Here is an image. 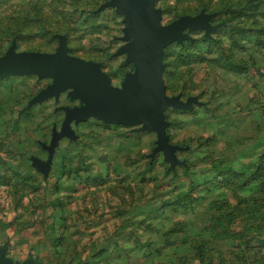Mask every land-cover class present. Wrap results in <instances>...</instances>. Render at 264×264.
Here are the masks:
<instances>
[{
  "label": "rangeland",
  "instance_id": "obj_1",
  "mask_svg": "<svg viewBox=\"0 0 264 264\" xmlns=\"http://www.w3.org/2000/svg\"><path fill=\"white\" fill-rule=\"evenodd\" d=\"M104 1L0 0V54L14 39L19 50L53 51L65 33L71 53L100 60L122 85L135 63L117 52L124 14ZM156 5L164 23L201 11L219 23L164 48L167 92L199 99L165 110L179 162L151 154L155 130L90 116L72 122L76 136L59 139L49 168L35 169L29 156L48 158L61 105L82 100L66 89L29 105L53 77H0V181L10 176L0 183V222L18 221L0 228L9 253L41 264H264V165L254 164L264 149V0ZM221 158L261 176L198 182L217 174Z\"/></svg>",
  "mask_w": 264,
  "mask_h": 264
},
{
  "label": "water",
  "instance_id": "obj_2",
  "mask_svg": "<svg viewBox=\"0 0 264 264\" xmlns=\"http://www.w3.org/2000/svg\"><path fill=\"white\" fill-rule=\"evenodd\" d=\"M108 5L115 6L118 13L124 14L122 38L125 42L117 52H126V60L135 63V68L127 71L122 85L113 83L100 60L71 53L65 33L58 34L59 43L53 51L19 50L14 39L7 50L0 54V77L31 73L53 77L51 83L29 100V105L51 95L58 96L66 89L73 98L82 100L81 104L61 105L65 115L61 127L54 128L50 143L44 144L48 149V158L38 159L37 164L41 168L47 169L51 165L61 137L76 136L72 122L90 116L106 122L140 124L136 127L139 130H155L158 137L151 154L162 150L172 166L179 162L176 150L181 146L170 141L167 127L171 121L166 118L165 110L169 106L192 108L199 99L197 95L183 98L179 93L167 92L164 48L174 40L182 41L189 37V30L205 28L209 33L219 23L212 22L213 12L205 11L182 14L164 23L162 9L156 5V0H105L100 8ZM3 254L1 250L0 264H13L5 261ZM24 264L41 263L29 260Z\"/></svg>",
  "mask_w": 264,
  "mask_h": 264
},
{
  "label": "trees",
  "instance_id": "obj_3",
  "mask_svg": "<svg viewBox=\"0 0 264 264\" xmlns=\"http://www.w3.org/2000/svg\"><path fill=\"white\" fill-rule=\"evenodd\" d=\"M188 41H190V40L189 39H186L181 44L185 45ZM238 66L239 65H237L236 63H234L233 65H231L230 68L231 69H235V70H239V69L243 70V67H241V65L239 67ZM237 67H238V69H237ZM258 162L259 163H254V164H257V167H259L261 164L264 165V149L260 153V158H259V161ZM217 163H218V169L216 171L217 174L216 175H212V177H210V176H205V177L202 176V177H200L199 176L198 182L209 181L210 178H214L215 179L217 177H219V178L221 177L223 179H226V180H229V181H233V180H235V178L240 177V176H245L246 179H250V178L255 177V176H257V177L261 176V173L256 174V169H254V167H247V166H245L243 164H241L239 166H235L232 163L226 162L222 158ZM168 169L170 171H172V172H175L176 167H171L170 165H168ZM86 176H87L88 179H93L94 182H96L98 180V177L97 176L95 177V175H86ZM206 187L208 188V185H206ZM189 239H191V238H189ZM189 239H183V238H181V241L188 242ZM198 246H200V245H198ZM105 250H107V249H105ZM104 251H102V252H104ZM198 252L199 253L197 254V256H199L200 258H202L201 257V255H203L202 249L199 248ZM97 254H101V253H97Z\"/></svg>",
  "mask_w": 264,
  "mask_h": 264
},
{
  "label": "crops",
  "instance_id": "obj_4",
  "mask_svg": "<svg viewBox=\"0 0 264 264\" xmlns=\"http://www.w3.org/2000/svg\"><path fill=\"white\" fill-rule=\"evenodd\" d=\"M22 109V108H21ZM30 157V162H31V165L35 168V169H40L41 167H39V165L37 164V161L36 160H34L33 158H32V155H30L29 156ZM2 158L3 157H1L0 156V165H5L6 163V161L5 162H3L2 161ZM43 170V169H42ZM4 173V172H3ZM3 173H1V174H3ZM17 175H22V173H21V171H20V169L18 170V172L16 173ZM26 179H30L31 178V175L30 176H28V177H25ZM9 181H10V176H8L7 177V179L6 180H3V181H0V183H5V184H9ZM18 221L16 220V219H13V218H11V219H6V221H4V222H0V228H5V229H7L8 227H11L12 225H16V223H17ZM32 223V222H31ZM9 239H7L6 241H3V242H0V251L1 250H3L4 251V259H5V261H10V262H12L13 264H24V262H26V261H29L30 260V256H29V254L27 255V256H24V257H20V258H18V257H16L15 255H13V254H11V253H9V246H10V243H9ZM3 247H7L6 248V250H4L3 249ZM19 259H21V260H19Z\"/></svg>",
  "mask_w": 264,
  "mask_h": 264
}]
</instances>
